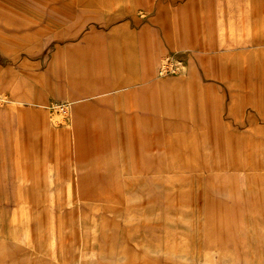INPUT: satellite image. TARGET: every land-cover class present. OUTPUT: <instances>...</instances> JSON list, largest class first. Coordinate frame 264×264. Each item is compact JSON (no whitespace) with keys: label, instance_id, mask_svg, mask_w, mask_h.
I'll return each instance as SVG.
<instances>
[{"label":"rangeland","instance_id":"obj_1","mask_svg":"<svg viewBox=\"0 0 264 264\" xmlns=\"http://www.w3.org/2000/svg\"><path fill=\"white\" fill-rule=\"evenodd\" d=\"M0 264H264V0H0Z\"/></svg>","mask_w":264,"mask_h":264},{"label":"built area","instance_id":"obj_2","mask_svg":"<svg viewBox=\"0 0 264 264\" xmlns=\"http://www.w3.org/2000/svg\"><path fill=\"white\" fill-rule=\"evenodd\" d=\"M175 61L172 59V57H168L166 60H165V63H166V66L163 67V71L165 72L167 66L170 70H173L172 66H169V65H172V62ZM169 63V65H167Z\"/></svg>","mask_w":264,"mask_h":264}]
</instances>
